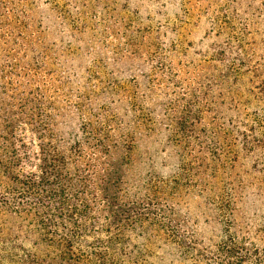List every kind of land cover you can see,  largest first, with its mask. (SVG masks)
Masks as SVG:
<instances>
[{
    "label": "rangeland",
    "instance_id": "rangeland-1",
    "mask_svg": "<svg viewBox=\"0 0 264 264\" xmlns=\"http://www.w3.org/2000/svg\"><path fill=\"white\" fill-rule=\"evenodd\" d=\"M0 119L23 179L37 133L122 149L104 264H264V0H0ZM8 198L0 264L51 250Z\"/></svg>",
    "mask_w": 264,
    "mask_h": 264
},
{
    "label": "trees",
    "instance_id": "trees-1",
    "mask_svg": "<svg viewBox=\"0 0 264 264\" xmlns=\"http://www.w3.org/2000/svg\"><path fill=\"white\" fill-rule=\"evenodd\" d=\"M13 124L0 119V215L10 205L8 195L18 213L37 207V236L51 249L40 253L37 244V257L26 254L22 264H104L113 236L124 229L117 205L126 180L118 165L122 149L94 132L72 142L37 133V177L23 179L14 173L22 156Z\"/></svg>",
    "mask_w": 264,
    "mask_h": 264
}]
</instances>
